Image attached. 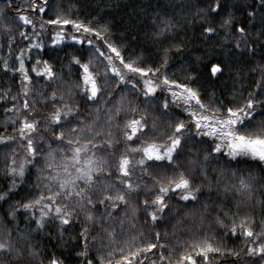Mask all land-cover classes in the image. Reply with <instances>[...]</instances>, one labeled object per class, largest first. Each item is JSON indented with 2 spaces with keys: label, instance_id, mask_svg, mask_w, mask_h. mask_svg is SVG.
<instances>
[{
  "label": "snow or ice",
  "instance_id": "snow-or-ice-1",
  "mask_svg": "<svg viewBox=\"0 0 264 264\" xmlns=\"http://www.w3.org/2000/svg\"><path fill=\"white\" fill-rule=\"evenodd\" d=\"M24 6L33 13H44L49 7V0H42V3L38 0H24ZM9 7H12L11 0ZM222 7V0H211L206 8H201L193 14L199 22L200 35L207 38L216 35L218 29H227L230 36H226L225 39L233 41V49L240 54L245 52L254 54L256 40L264 37V29L252 38L249 25L238 22L232 10H225L217 22L215 17ZM259 7L264 8V0H259ZM249 8L251 10H245L244 15L251 22L255 19L257 10L251 5ZM17 18L21 26L31 25L35 29L34 20L21 8H17ZM46 23L53 26L71 25L76 32L91 34L103 41L107 52L95 47V39L86 38L87 43L94 46L93 54L86 62H82L78 55L70 56L68 65L79 66L82 71L75 83L66 81L67 86L63 90L56 84L62 77H58L53 65L46 59L36 58L31 72L47 82L46 88H51L47 95L44 92L38 93L39 103L47 111L36 116L35 97L31 104L27 99L23 101L21 107L28 114L19 120L20 126L14 131L24 141L22 147L26 154L18 165L16 160L10 159L6 172L13 178L12 187H15L17 178L23 180L25 177L27 166H36L38 195L24 202L17 201L8 212V216L14 218L18 209L29 211L32 213L37 231L54 224L57 238L61 240L64 238L65 226L71 225L83 216L84 223L75 237L83 242V250L78 253V256L83 258L81 264H94V261L95 264H144L145 260H148V264H245V258L252 264H264V176L258 180L250 171L247 176H239L236 183L223 184L225 194L235 193L239 199L220 204L203 202L198 209L190 210L194 215L199 214L202 222L208 216H212L214 224L220 231H210L203 238L192 241L188 246L191 251L181 253L178 258L173 259L171 252L167 256L164 254L162 249L166 245L160 243L159 232L155 233L154 240H148L127 254L120 248L119 258H115L112 252L108 253V257L112 258L104 256L88 258L89 228L116 219L121 208L126 211L131 209L130 216L125 215V219H135L139 207L142 206L148 221L155 225L170 208L169 193L177 196L180 201L195 202L200 198L202 187H207L211 191L214 183L220 185L223 172L213 179L207 169V165L216 154L226 155L230 162L240 163V158H246L245 163L256 161L264 165V65L259 66L262 75L260 80L256 81L259 92H250L242 103L235 106H226L222 102L219 105L212 101L205 103L201 99L199 89L170 79L161 72V67L168 63L169 48H163L161 63L158 66H141L138 63L141 59L139 56L125 59L121 47L111 42L106 35L109 31L106 25L97 28L61 15L48 19ZM155 23L154 35L157 37L171 33L177 27L171 17H160ZM39 26L42 30L45 27L44 23ZM11 32L12 29L9 27L7 30L9 45L15 40ZM19 35L24 39L33 40L30 48L42 50L45 47L43 42L37 41L39 32H34L29 37L21 30ZM65 39L83 42L78 35L65 36L63 27H59L49 36L53 46ZM170 47L179 51L184 47V43L180 41ZM25 55L21 49L16 57L19 68H16L15 64L10 65L7 59L3 60L2 68L5 72H19L22 82H27L23 83V92L27 96L32 77L25 67ZM104 61L106 64H103ZM116 61L119 62V66ZM98 63L103 64V67H97ZM204 68L210 78L217 77L224 71L221 62H213L211 59L207 60ZM109 73L114 77L113 86L130 84L133 90L143 94L146 101L155 100L158 90L170 93V99L165 97L159 101L160 107L167 111L170 103L177 106L182 103L188 119H177L169 123V131L158 138L150 134L157 126L155 121L149 125L146 117L147 108L140 110L137 105L130 104L125 110L118 102L115 109L110 107L106 113L105 125L97 127L99 115L86 123L82 117L80 103L75 98L82 97L85 103L98 101L104 103L102 97L107 89ZM194 77L195 73H192L188 79L192 80ZM137 78L142 81L143 87H137L135 83ZM107 95L111 96V91H108ZM13 108L17 113L20 112V108H16L15 105ZM96 111L100 112L99 104ZM122 112L139 114L124 118L122 123L114 124ZM12 123L15 124L17 121L13 120ZM196 137H207L211 141L202 159L193 157L189 161L198 168L202 177L199 184L194 183V177L187 170H181L178 162L187 142ZM13 139H15L13 136H0V142ZM121 143L125 145L124 150H118ZM153 167L161 171H150ZM137 169L151 178V185L143 184L141 177L133 180ZM169 170L172 174H168ZM261 170L264 172V168ZM236 175L237 170H233L232 176ZM141 195L144 199L140 201V205H134L132 197ZM6 196V192L0 193V200ZM99 210H102V215L97 217L96 212ZM36 211L38 215L35 214ZM120 223L123 224L124 220H120ZM103 231L111 237L115 230L104 228ZM229 241H232L231 245ZM18 243L13 239L11 229L6 228L0 233V256L7 258L6 264H20V258L25 252L33 257L38 255V252L32 250L31 245L27 249H22ZM154 249L157 251H153ZM141 256L143 259H138ZM150 256H155L156 259H151ZM48 264H63V261L52 256Z\"/></svg>",
  "mask_w": 264,
  "mask_h": 264
},
{
  "label": "trees",
  "instance_id": "trees-1",
  "mask_svg": "<svg viewBox=\"0 0 264 264\" xmlns=\"http://www.w3.org/2000/svg\"><path fill=\"white\" fill-rule=\"evenodd\" d=\"M38 2L42 3V0H38ZM210 2L211 0H49V7L44 13H33L26 9L24 0H11L12 7H9V0H0V97H2L0 98V136L15 137L11 141L0 142V193H7L6 198L0 200V233H3L6 228L11 229L12 237L19 242V247L27 249L31 245L32 250L38 252L35 257L25 252V255L20 258V264H41V261L43 264H48L52 256L61 259L63 264H81L83 259L78 256V253L83 250V242L75 238L84 223L83 216L71 225L65 226L66 230L62 240L57 238L54 224H49L43 230L37 231L32 213L29 211L18 209L14 218L8 216V212L17 201L24 202L38 195L36 185L39 181L37 180L36 166H27L28 170L25 177L23 180L17 178L15 187H12L13 178L6 172L10 159L16 160L18 165L26 154L24 147H22L24 141L14 131L20 126L19 120L28 114L21 107L23 101L27 99L31 104L35 97L37 100L35 104L36 116L43 115L47 111L39 103L40 96L38 93L44 92L47 95L51 88L45 87L47 82L31 72V67L37 57L48 60L53 65L58 77H62L56 81V84L60 90H63L67 86L65 82L75 83L82 71L79 66L68 65L70 56L78 55L82 62H86L93 54L94 46L89 45L86 38L95 39V47H100L102 51L107 52V48L99 38L83 33V31L76 32L71 25H49L46 23L47 20L55 18L56 15H61L97 28L106 25L109 29L106 35L111 42L121 47V53L125 59H134L139 56L141 59L138 63L141 66H158L161 63L163 48H169L168 63L161 67L162 73L168 75L170 79L187 83L191 87L199 89L201 99L205 103L212 101L217 105L222 102L226 106H235L242 103L250 92H259V89L256 88V81L260 80L262 75L259 66L264 65V37L256 40L254 54L248 52L240 54L233 49V41L225 39L226 36H230L227 29H218L216 35L207 38L202 37L199 22L193 14L201 8H206ZM222 3V9L215 17L217 22L225 10H232L238 22L249 25L252 38H255L257 32L264 29V8L259 7V0H222ZM249 5L257 10V15L251 22L244 15L245 10H251ZM17 8L24 10L34 20L35 29L31 25L21 26V22L17 18ZM160 17H171L177 27L173 29V32L157 37L154 35L156 32L155 21ZM41 23L45 25L43 30L39 26ZM9 27L12 29L11 34L15 37L11 45L8 43L7 30ZM59 27L64 28L65 36L78 35L84 41L77 43L65 39L58 45H51L49 36ZM21 30L29 37L34 32H39L40 36L37 37V41L43 42L45 47L42 50L35 47L30 48L29 45L33 44V40L21 37L19 35ZM180 41L184 43L181 50L177 51L170 47V45ZM21 49L26 53L24 56L25 67L32 77L27 96L23 92V83L27 82H22L19 72H5L2 68V62L5 59L10 65L15 64L16 68H19L16 57L20 54ZM209 59L223 64L224 71L222 74L214 78L209 77L204 68V64ZM103 64H106V61ZM103 64L98 63L97 67L102 68ZM192 73H195V77L189 80L188 77ZM129 78H132L131 75ZM151 78L155 79V77ZM113 80V74L109 73L107 89L102 97L104 103L99 101L97 103H85L82 97L77 96L75 98L80 103L82 117L86 123L93 121L99 115L97 127L105 125L106 113L110 107L115 109L118 102L120 107L125 110L130 104L137 105L140 110L147 108L146 117L149 125L155 121L157 126L150 134L158 138L169 131V123L175 122L177 119H188L187 114L183 111L182 103L179 106L170 103L167 111L160 107L159 101L165 97L170 99V93L158 90L155 100L146 101L141 92L133 90L132 85L121 84L119 87H115ZM135 83L138 88L142 87L139 78L136 79ZM108 91H111V96L107 95ZM97 104L100 107L99 113L96 111ZM13 105L20 108L19 113L15 111ZM7 109L13 110L7 111ZM138 114L122 112L121 117L115 120L114 124L122 123L124 118H131ZM13 120H16L17 123L13 124ZM105 130L107 129L105 128ZM113 130L116 131L115 128ZM210 143L211 141L207 137H196L189 140L182 149L178 162L181 165V170H187L194 177V183H201L202 177L198 168L190 164L189 161L193 157L202 159L203 153L208 150ZM124 148L125 145L121 143L118 150H124ZM13 150L15 151L13 152ZM44 150H47L46 146ZM98 154L103 155V153ZM245 159L240 158V163L230 162V158L226 155L216 154L215 158L207 165V169L209 176L213 179L221 171L223 172L220 185L214 183L211 191L207 187H202L199 194L200 198L195 202L180 201L177 196L169 193L170 208L155 225L148 221L143 207L140 206L135 219H125V215L130 216L131 209L126 211L121 208L116 219L90 227L88 258L99 256L112 258L108 257L109 252H112L115 258H119L121 255L120 248H123L124 254H127L128 251L135 250L137 246H141L148 240H154L156 232L160 233V243L166 245L162 249L166 256L171 252L173 259H175L181 253L191 251L188 246L192 241L203 238L210 231L218 232L220 230L214 224L212 216H208L202 222L199 214L194 215L190 210L198 209L203 202L220 204L221 202L229 203L239 199L235 193L225 194L223 192L225 182L236 183L239 176H247L249 171L258 180L264 176V172L261 170L264 165L256 161L245 163ZM233 170H237L235 177L232 176ZM150 171L161 170L153 167ZM168 174H172L171 170ZM137 177L142 178L143 184H152L151 178L144 175L139 169L133 175V180H136ZM257 187L259 188V185ZM143 199V195L133 196L132 203L140 205V201ZM35 214L38 215V211ZM101 215L102 210L96 212L97 217ZM122 219L124 220L123 224L120 223ZM55 223L58 224V221ZM104 228L114 229V235L109 237L103 231ZM93 236L96 238L93 239ZM231 243L232 241H229L230 245ZM153 251L157 250L154 249ZM150 258L156 259L155 256H150ZM138 259H143V256ZM6 260V257L0 256V264H6ZM144 264H148V260H145ZM245 264H252V262L245 258Z\"/></svg>",
  "mask_w": 264,
  "mask_h": 264
},
{
  "label": "rangeland",
  "instance_id": "rangeland-1",
  "mask_svg": "<svg viewBox=\"0 0 264 264\" xmlns=\"http://www.w3.org/2000/svg\"><path fill=\"white\" fill-rule=\"evenodd\" d=\"M82 39V38H81ZM82 41H84V39H82ZM76 42V41H75ZM119 62L118 61H116V64H118ZM117 66H119V65H117ZM141 85H142V81H141ZM142 87H143V85H142ZM177 91H179V90H177Z\"/></svg>",
  "mask_w": 264,
  "mask_h": 264
}]
</instances>
